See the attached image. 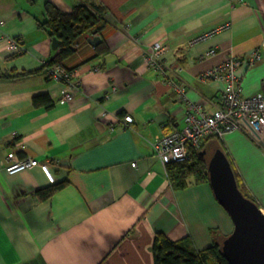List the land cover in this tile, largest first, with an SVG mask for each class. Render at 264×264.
Segmentation results:
<instances>
[{
	"label": "crops",
	"instance_id": "1",
	"mask_svg": "<svg viewBox=\"0 0 264 264\" xmlns=\"http://www.w3.org/2000/svg\"><path fill=\"white\" fill-rule=\"evenodd\" d=\"M45 1L65 12L79 2L0 0V264H154L156 232L189 236L199 250L223 240L233 222L209 180L173 187L152 142L184 127L186 111L216 108L224 81L203 73L231 58L242 93L264 94V48L247 60L263 37L264 0H92L107 8L106 24L98 43L83 37L62 61L71 101L43 69L60 50L37 25ZM157 41L165 75L144 59ZM202 144L207 161V148L222 144L264 212V133ZM11 150L46 161L54 182L37 166L6 173Z\"/></svg>",
	"mask_w": 264,
	"mask_h": 264
},
{
	"label": "built area",
	"instance_id": "2",
	"mask_svg": "<svg viewBox=\"0 0 264 264\" xmlns=\"http://www.w3.org/2000/svg\"><path fill=\"white\" fill-rule=\"evenodd\" d=\"M9 47L16 50L18 44L12 40ZM260 48H264V33L260 45L253 50L247 59L249 64H254L259 59ZM164 50L165 45L161 41H157L144 55L145 61L150 66L157 68L163 75L167 71L161 59ZM214 52L215 50L211 49L207 54H214ZM238 63V59L231 58L227 63L203 73V77L222 79L225 84L220 96V103L212 112H204L199 109L195 111L188 110L182 117L185 123L184 127L168 134L155 135L152 142L154 154L164 165L169 162L186 161L190 156V152L200 149L204 138L208 136L221 138L224 134L233 130L264 133V94L262 92L250 95L242 93L238 77L234 73V68ZM171 67L174 66L170 65L169 68ZM47 73L52 80L62 81L65 84L60 91L61 101H71L73 94L68 87L70 86V73L58 64L51 66ZM168 83L179 93V98L182 97V85L171 81ZM124 120L131 122L133 118L130 115H125ZM1 165L8 174L37 166L49 182L53 183L55 180L46 161H39L31 157H20L16 150L9 151L6 154L5 162Z\"/></svg>",
	"mask_w": 264,
	"mask_h": 264
},
{
	"label": "trees",
	"instance_id": "3",
	"mask_svg": "<svg viewBox=\"0 0 264 264\" xmlns=\"http://www.w3.org/2000/svg\"><path fill=\"white\" fill-rule=\"evenodd\" d=\"M28 1L32 3L34 0ZM106 13L107 8L104 5L92 0H79L68 12L60 10L50 1H45L42 17L36 19L37 25L45 30L51 39L55 37L60 48L51 60L43 64L46 73L55 64H60L67 70L63 65V59L74 52L75 45L81 38H89L100 33L106 24ZM1 76L7 77L8 73H2ZM47 79H51L48 73ZM42 98L43 94L37 95L33 101L38 103ZM218 147L226 154L222 144ZM200 152L193 151L184 162L166 163L167 175L173 187L182 188L191 183L192 176L195 181L208 180L207 158ZM235 176L243 194L254 200L243 187L236 172ZM56 188L54 186L46 188L41 195L48 197ZM221 242V239L214 240L212 245L199 250L189 236L172 240L164 233L156 232L152 246L154 264H230L222 254Z\"/></svg>",
	"mask_w": 264,
	"mask_h": 264
},
{
	"label": "water",
	"instance_id": "4",
	"mask_svg": "<svg viewBox=\"0 0 264 264\" xmlns=\"http://www.w3.org/2000/svg\"><path fill=\"white\" fill-rule=\"evenodd\" d=\"M88 41L94 45L100 37L91 36ZM51 46H58L55 37ZM207 172L216 199L233 222L232 231L221 242L222 254L230 264H264V212L240 190L231 162L220 147L209 157Z\"/></svg>",
	"mask_w": 264,
	"mask_h": 264
},
{
	"label": "rangeland",
	"instance_id": "5",
	"mask_svg": "<svg viewBox=\"0 0 264 264\" xmlns=\"http://www.w3.org/2000/svg\"><path fill=\"white\" fill-rule=\"evenodd\" d=\"M215 148L214 147H208L207 150H208V154L210 155L212 153V151L214 150ZM208 158V156H206Z\"/></svg>",
	"mask_w": 264,
	"mask_h": 264
}]
</instances>
